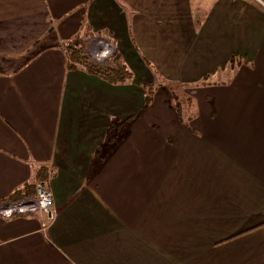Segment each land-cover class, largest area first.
I'll use <instances>...</instances> for the list:
<instances>
[{"label":"crops","instance_id":"1","mask_svg":"<svg viewBox=\"0 0 264 264\" xmlns=\"http://www.w3.org/2000/svg\"><path fill=\"white\" fill-rule=\"evenodd\" d=\"M261 2L0 0V201L56 210L0 217V264H264ZM86 27L130 81L68 68Z\"/></svg>","mask_w":264,"mask_h":264},{"label":"built area","instance_id":"2","mask_svg":"<svg viewBox=\"0 0 264 264\" xmlns=\"http://www.w3.org/2000/svg\"><path fill=\"white\" fill-rule=\"evenodd\" d=\"M109 36L98 34L96 36L97 38L95 37L96 39L89 38L90 41L93 40L92 43H95L94 49L90 53L94 62H104L116 50L121 52L120 47ZM35 213L42 214L51 221L56 216L53 195L48 182L45 180L38 181L35 184V193L33 196L15 201L6 200L0 202V217L3 219Z\"/></svg>","mask_w":264,"mask_h":264},{"label":"trees","instance_id":"3","mask_svg":"<svg viewBox=\"0 0 264 264\" xmlns=\"http://www.w3.org/2000/svg\"><path fill=\"white\" fill-rule=\"evenodd\" d=\"M90 28H83L80 32L73 35L70 39L67 41H64L62 43V48L64 53L66 54L67 58V65L69 69H81L84 70L87 73H91L94 75H99L102 78L112 81V82H125L130 81L132 79L133 73L127 68L126 64L122 60V54L119 52V55L114 58L120 59L122 63H118L116 61L115 66H111L107 63L109 60H105L104 65L103 64H95L92 61L89 60L87 55L84 52V37L83 33L85 30H88ZM112 57V56H111ZM110 57V58H111ZM108 58V59H110ZM153 85V82L146 83L145 87H151ZM148 98H150V95L145 97V101H148ZM21 192H19L20 194ZM16 194V198H10L7 200L15 201L20 200L22 198H26L27 196H31L33 194L32 192L25 194V195H19ZM6 201V200H3ZM1 202V201H0Z\"/></svg>","mask_w":264,"mask_h":264},{"label":"rangeland","instance_id":"4","mask_svg":"<svg viewBox=\"0 0 264 264\" xmlns=\"http://www.w3.org/2000/svg\"><path fill=\"white\" fill-rule=\"evenodd\" d=\"M256 1V0H255ZM262 1V2H261ZM257 2H261V3H264V0H257ZM90 29H88V30H85L84 31V33H83V37H84V52H85V54L87 55V57L89 58V60L90 61H92L93 63H95V64H103L104 65V63L105 62H94L93 60H92V58H91V51H92V49H94V44L95 43H92L93 42V40L92 41H90L89 40V38H95L98 34H101V35H106V36H108V34H106L105 32H103V31H93L92 30V28L91 27H89ZM113 41H115L116 43H117V45H118V42L115 40V39H113L111 36H109ZM97 38V37H96ZM95 38V39H96ZM119 46V45H118ZM117 51V50H116ZM114 52V54L112 55V57L110 58V59H107V60H109V61H107V63L109 64V65H111V66H115L116 65V61L118 62V63H122L121 62V60L120 59H115V61H114V58L116 57V56H118L119 55V51H117V52ZM158 79H159V77H158V75H154L153 76V79H152V82H153V85L151 86V87H145V89H146V93H149V91L151 90V89H154L153 88V86H156V83L158 82Z\"/></svg>","mask_w":264,"mask_h":264}]
</instances>
